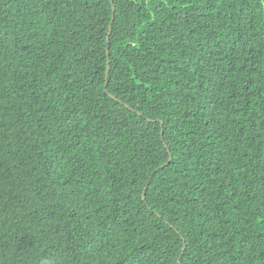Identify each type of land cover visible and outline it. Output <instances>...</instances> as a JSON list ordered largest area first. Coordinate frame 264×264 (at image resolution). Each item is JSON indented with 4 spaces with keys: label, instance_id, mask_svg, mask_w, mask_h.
<instances>
[{
    "label": "trees",
    "instance_id": "obj_1",
    "mask_svg": "<svg viewBox=\"0 0 264 264\" xmlns=\"http://www.w3.org/2000/svg\"><path fill=\"white\" fill-rule=\"evenodd\" d=\"M0 264H264V0H0Z\"/></svg>",
    "mask_w": 264,
    "mask_h": 264
},
{
    "label": "water",
    "instance_id": "obj_2",
    "mask_svg": "<svg viewBox=\"0 0 264 264\" xmlns=\"http://www.w3.org/2000/svg\"><path fill=\"white\" fill-rule=\"evenodd\" d=\"M114 10H115V9H113V11H114ZM108 42H109V37H108ZM109 70H110V68H109V63H108L107 76H108Z\"/></svg>",
    "mask_w": 264,
    "mask_h": 264
}]
</instances>
